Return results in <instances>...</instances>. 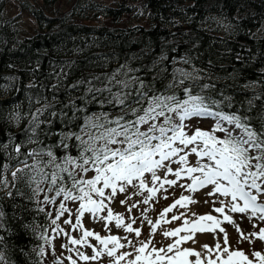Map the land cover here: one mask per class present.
Masks as SVG:
<instances>
[{"label": "trees", "instance_id": "obj_1", "mask_svg": "<svg viewBox=\"0 0 264 264\" xmlns=\"http://www.w3.org/2000/svg\"><path fill=\"white\" fill-rule=\"evenodd\" d=\"M42 1L47 10L24 6L35 24L29 33L17 34L11 19H0V145H8L0 147V179L9 181L0 184V264H54L55 242L67 237L53 229L69 213L51 223L63 197L45 204V194L55 195L46 184L34 196L35 185L13 181L12 169L22 167L17 144L22 153L51 149L57 163L76 156L79 142L66 139L70 147L64 149L62 133L79 132L87 117L119 114L108 101L134 96L141 84L177 98H186V88L196 94L209 85L201 94L221 101L224 113L247 116L256 129L264 124V0H119L110 6L72 0L65 11L54 9L58 0ZM131 17L138 20L131 23ZM212 18L228 29L221 31ZM176 63L185 69L178 76ZM38 109H44L42 123L33 134L30 121ZM65 203L72 210L80 202Z\"/></svg>", "mask_w": 264, "mask_h": 264}, {"label": "snow or ice", "instance_id": "obj_2", "mask_svg": "<svg viewBox=\"0 0 264 264\" xmlns=\"http://www.w3.org/2000/svg\"><path fill=\"white\" fill-rule=\"evenodd\" d=\"M209 85H203L201 93ZM186 98H177L175 94L164 95L143 90V84L133 96L131 93L115 95L113 100L108 101L113 107H119V114L109 115L102 112L95 117L85 118L84 124L79 132L62 133L60 144L64 149L69 145L64 141L73 139L78 141L74 146L78 154L64 155L61 162L57 163V156L51 149L39 151L32 150L27 153L21 152V145L14 148L18 167L11 172L13 181H23L32 187L34 196H39L45 191L42 185H47V192H54V196L44 195L42 203L54 204L57 197H63L59 208L56 210V218L51 221L56 225L57 220L64 213L71 215V210L66 207L67 201H79L76 209L74 230L83 229L81 217L85 213H91L101 220L116 222L117 228H124L127 233H135L139 238L141 231L133 228L132 223L125 225L120 214L105 203L111 202L117 192H126L128 186L147 190L149 195L143 200L147 204L159 189L164 185H177L183 177L190 179L191 183L180 185L188 192H196L205 186H213V192L209 195L219 193L224 197H230L231 202L227 207L231 212L251 213V217L264 220V202L260 197L264 196V124L260 128H253L247 116L236 113L226 114L221 107V101L205 96L201 93L193 94L189 89L184 90ZM103 103V101H101ZM230 106V105H229ZM47 107V106H46ZM213 108L215 110H213ZM44 109H38L33 115L30 124H34L31 130L33 134L39 127V114ZM55 115V113H53ZM66 117V114H62ZM201 117H212L215 120L211 130H202L196 127L191 134L186 129V120ZM19 119V117H15ZM231 126V127H229ZM220 133L222 135H217ZM28 142H35L29 137ZM7 148L8 145H0ZM197 157L194 166L189 164V154ZM22 159H19L20 157ZM48 159L45 160L44 157ZM11 159V157H9ZM31 160V163H29ZM172 164L178 165L176 169ZM52 166L53 171H46ZM9 165H3L4 170ZM159 169H165V177L157 175ZM94 172L91 178L85 174ZM66 175H62L65 174ZM145 174H151L153 187H148ZM172 174L176 179H167ZM138 182V183H137ZM7 179H0V184L7 186ZM101 185V186H98ZM158 185V187H156ZM15 186V184H13ZM105 189L111 191L106 194ZM139 194V193H137ZM8 195H12L11 192ZM120 201L126 204L127 199ZM186 202H193L187 195H181L174 203L163 209L160 219L151 225V233H155L157 227L170 221L164 219L165 215L172 212L177 206L186 207ZM221 207L215 209L217 213H224V202ZM136 207L132 204L131 208ZM39 211H44L40 208ZM102 211H107V216H99ZM146 211V210H145ZM3 213L0 212V216ZM51 215V213H48ZM181 215H184L181 213ZM180 217L173 215L172 220ZM224 221H230L231 217L223 216ZM211 222V226L207 222ZM70 224V220H65ZM221 221L211 215L200 216L197 220H185L183 226L163 231V236L175 238L171 243L157 248L152 240H131L128 237H117L116 235L101 236L93 231L83 230L79 238L68 236V243L62 245L72 256L65 257L69 264H77L80 261H96L107 255L111 258L110 264H264V254L253 251L250 258L243 250L231 248L227 233L220 227ZM107 227V224L105 225ZM2 227V225H0ZM255 227V225H254ZM219 231L224 233L223 243L219 241L209 247L203 245L205 251L182 247L184 243L193 239L196 232ZM59 235L64 232L57 225L53 229ZM111 231V229H109ZM185 233L184 235H180ZM264 240V228L259 234L252 233ZM94 237L96 245L89 243L88 238ZM45 243L51 246V240L44 237ZM241 239L251 240L248 235L241 233ZM125 240L126 243H121ZM72 247H69L68 245ZM79 246V247H76ZM91 247L93 254L87 255L80 248ZM130 247V251H121ZM44 247L39 249V255L43 256ZM196 257L190 260L189 257ZM0 261L3 255L0 254ZM54 264H62L59 258Z\"/></svg>", "mask_w": 264, "mask_h": 264}, {"label": "rangeland", "instance_id": "obj_3", "mask_svg": "<svg viewBox=\"0 0 264 264\" xmlns=\"http://www.w3.org/2000/svg\"><path fill=\"white\" fill-rule=\"evenodd\" d=\"M72 0H58L54 5L55 10L65 11L67 9L66 6L70 4ZM84 1H92L97 4L102 5H114L119 0H80V2ZM139 0H133V3L138 4ZM33 5L43 7L47 10L49 7L47 5H43L42 0H0L1 10H0V19L10 20L14 25V29L17 30V34H25L29 33L33 27L35 26L33 18L28 14V12L24 9V6ZM138 20L136 17H131L129 21L133 23V21ZM211 23L218 24L220 26L221 31H225L228 29V25L224 23L220 19L212 18ZM264 29V26L262 27ZM173 73L177 75L179 72H184L185 69L180 64H175L173 67ZM185 123L188 125L186 131L191 134L195 130L196 127H199L202 130H211L214 127L215 120L212 117H201V118H193L190 120H186ZM231 127V126H229ZM217 135H222L217 133ZM197 157L195 154H189V164L194 166L196 163ZM171 167L176 169L178 165L172 164ZM12 169V171H14ZM165 169H159L157 171V175L161 178L165 177ZM87 178H91L94 175V172H89L85 174ZM146 183L148 187H153L154 185L151 183V174H145ZM167 179H176V177L172 174H168ZM138 183V182H137ZM191 183L190 179L186 176L180 179L177 182V185L169 186L164 185L162 189H159L156 194L153 196L151 200L148 201L147 204L143 203V200L149 195L147 190H140L138 187L128 186L126 192L120 196V198L116 201V203H112L108 205L112 210L114 215L120 214L123 219L125 225L128 223H133V228H139L141 231V236L137 238L135 233H127L124 228H117L115 220L106 221L101 220L96 216H93L91 213H85L81 217V224L83 225V229H80L79 232L74 230L71 234L73 238H78L81 236L83 230L93 231L96 234H100L101 236H109L116 235L117 237H128L133 241L139 240H152L155 243L157 248L167 245L171 243L175 238H165L163 236V231L169 229H175L183 226L184 221L187 220H197L200 216L211 215L216 217L221 221L220 227H222L227 233L229 244L233 249L243 250L250 258L252 257L253 251L261 252L264 254V240L258 238V236H251L252 233L259 234L260 229L264 228V220H260L257 217H251V213H238L231 212L227 205L230 204L231 198L224 197L219 193H215L209 195V193L213 192V186L208 185L204 188L198 189L196 192H188L180 185ZM101 186V185H98ZM158 187V185L156 186ZM106 192V189H105ZM139 193V194H137ZM107 194V192H106ZM128 195H131L130 199H127L126 202L128 204H121L120 201L125 200ZM181 195H187L191 198L193 202H186V207L177 206L165 215L164 219L170 221L169 223H163L157 227L155 233H151V225H149L148 220H152L153 222L159 220L160 213L163 209L171 206L176 199H179ZM117 197L115 196L114 199ZM260 200L264 202V196L260 197ZM221 201L224 202V213H217L215 211L216 208L221 207ZM105 203H108L106 200ZM135 204L136 207L131 208V211H128V208ZM79 207L77 203H74V208L71 210V215L69 214L66 218H61L59 220L58 226L59 228L65 230L64 233H70L72 231V224H75L76 220V209ZM146 210V211H145ZM183 213L184 215H181ZM67 214V212H66ZM176 215L180 217L177 220H172V216ZM228 215L231 217L230 221H224L223 216ZM99 216H107V211H102L99 213ZM65 220H70V224H65ZM209 226H211V222H207ZM107 224V227L105 226ZM255 225V227H254ZM111 229V231H109ZM241 233L244 235H248L249 240L241 239ZM185 233H181L180 235H184ZM61 241H56L55 250L56 258H59L62 261V264H69V260L65 259V257L72 256L73 259H77L73 253L68 252L62 245L68 243V236L66 238L60 237ZM224 233L219 231V228H216L214 231H204V232H196L193 234V239L187 241L182 245V247L194 249L196 251H205L202 246L207 245L209 247H213L217 241L221 244L223 243ZM88 241L92 245H96L97 241L94 237H89ZM121 243H126L125 240H121ZM69 247H72L70 244ZM79 247V246H76ZM130 247H126L121 249V251H130ZM80 251L85 252L87 255L91 256L93 254V250L91 247H83L80 248ZM59 256V257H57ZM190 260H195L196 257H189ZM111 258L107 255L102 256L99 260L96 261H80L77 260V264H110Z\"/></svg>", "mask_w": 264, "mask_h": 264}]
</instances>
